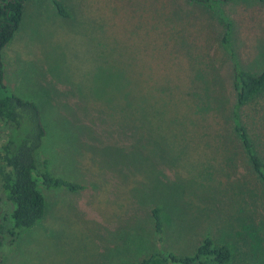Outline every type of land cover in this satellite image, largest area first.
<instances>
[{"label": "rangeland", "instance_id": "374dc122", "mask_svg": "<svg viewBox=\"0 0 264 264\" xmlns=\"http://www.w3.org/2000/svg\"><path fill=\"white\" fill-rule=\"evenodd\" d=\"M0 55L4 84L44 117L49 171L80 186H39L43 217L2 236L0 264H139L206 236L232 248L230 264H264V186L232 121L233 66L264 72V3L28 0ZM239 113L264 159V90ZM0 206L9 220L1 183Z\"/></svg>", "mask_w": 264, "mask_h": 264}, {"label": "trees", "instance_id": "16d2710c", "mask_svg": "<svg viewBox=\"0 0 264 264\" xmlns=\"http://www.w3.org/2000/svg\"><path fill=\"white\" fill-rule=\"evenodd\" d=\"M190 1L209 5L234 0ZM254 1L264 3V0ZM27 2L28 0H0V51L12 40L19 29ZM59 6L61 7L60 4ZM223 25L225 30L221 43L223 46H228L231 22L227 21ZM233 76L235 106L232 121L235 135L254 175L264 186V159L257 152L254 141L247 127L242 123L239 113V109L264 90V72L253 74L233 66ZM145 97V95L142 96L143 99ZM136 100L140 101L141 96L139 95ZM104 107L115 113L119 112L124 120L136 122L135 111L131 113L130 109L121 106L111 108L104 105ZM7 132L22 135L20 141L14 135L5 140ZM45 137L44 117L39 106L19 98L4 84V68L0 55V183L7 199L14 205L9 220L2 219L0 216V245L3 235L8 236L9 242L12 243L21 230L33 226L43 217L45 198L39 186L65 187L69 190L80 188L79 185L51 174L49 171L50 157L43 153ZM3 141L4 144H2ZM1 211L0 208V215ZM159 213L158 208L150 212L155 235L161 241L164 226ZM8 222H10L9 225ZM157 257L161 258L164 264H230L235 258L228 244L219 243L209 236L198 242L193 253L189 255H176L166 251L163 255L149 256L139 264H151Z\"/></svg>", "mask_w": 264, "mask_h": 264}]
</instances>
